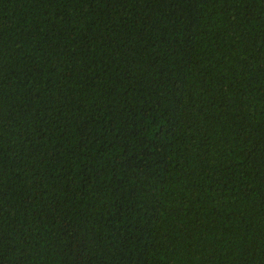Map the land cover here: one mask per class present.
Listing matches in <instances>:
<instances>
[{
    "label": "trees",
    "instance_id": "trees-1",
    "mask_svg": "<svg viewBox=\"0 0 264 264\" xmlns=\"http://www.w3.org/2000/svg\"><path fill=\"white\" fill-rule=\"evenodd\" d=\"M0 264H264V0H0Z\"/></svg>",
    "mask_w": 264,
    "mask_h": 264
}]
</instances>
